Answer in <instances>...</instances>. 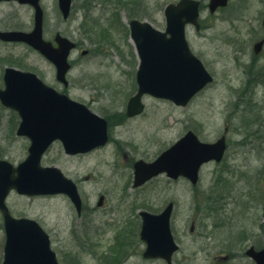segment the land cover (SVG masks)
I'll use <instances>...</instances> for the list:
<instances>
[{"label":"rangeland","instance_id":"rangeland-1","mask_svg":"<svg viewBox=\"0 0 264 264\" xmlns=\"http://www.w3.org/2000/svg\"><path fill=\"white\" fill-rule=\"evenodd\" d=\"M153 1L149 0L147 2L145 0L142 10L150 13L151 16L148 19L155 24H162L164 22L162 18L163 13L158 11L159 7L155 6ZM168 1L176 0H160L163 6ZM80 2L81 0H77L76 3L74 2L71 18L64 20L59 13L57 0H42L45 10V36L52 38V33L60 30L73 39H80L82 41V48L90 49L86 57L80 56V51H76L73 56V60L75 58L77 60H75V65L69 74V79L73 83L69 87L71 97L88 103L93 101L92 108L97 112H104L106 108L109 109V112L123 110L133 90L135 69L128 62L123 61L114 48L104 49L105 53L96 54L91 49L89 40L81 37L79 25L82 20L83 10L79 7ZM261 10V8L256 7L251 12L250 19L254 21V24H257ZM126 12H121L124 19L126 18ZM0 17V28L20 25L22 28L30 29L33 22V10L26 5L5 3L0 6ZM189 33L193 39L194 47L199 52L204 53L207 49L203 44L204 40L196 34L195 29H190ZM218 60L220 65L217 67L219 73L217 75V83L222 80L223 65L226 59L218 57ZM5 66L24 67L28 70L36 71L39 75L43 76V79L47 83L57 88L62 86L55 78L56 71L54 66L39 52L24 43H6L0 41V77ZM82 73L90 75L93 77L92 79L97 80V86H86V81L81 86L77 85L79 76ZM224 80L227 81H225L223 87L218 88L217 83H215L211 89L194 99L190 106L184 108L147 97L145 99V114L137 119L130 120L129 125L125 129L120 128L119 132L125 137L136 141H139L140 138L144 142L150 141L155 135L173 140L176 134L187 125V117L194 116L198 122L205 124L203 133L201 134L202 138L212 140L218 132L223 133L226 123L231 119V111L227 109V106L229 102L236 101L235 94L232 93V87L235 84L238 87L242 83V80L236 83L228 78H224ZM228 85L230 86L228 87ZM257 113L258 120L250 126V129L256 132L255 136L253 138L249 137L243 145L238 143L243 134L237 130L243 127V125L237 117H232L234 130L228 136L230 146L225 163L222 165L214 163L204 165L201 169V185L202 187H208L219 170L225 164H229L233 172L227 174L226 177L232 181L235 194L231 196L228 205L225 206V216L231 218L236 228L247 229L253 235L254 241L256 240L258 244L264 245V110H258ZM11 114L12 111L10 109L0 104V150L11 161L16 163L26 156L27 144L24 138H18L15 131L10 129ZM251 117H255V113ZM144 147L148 149L149 153H154L158 149L156 143L150 144L148 142V144H144ZM54 158H59V150L56 146L46 154V159L43 163L48 164L49 160ZM114 158L112 147H107L95 153L90 162L87 159H61L58 161L59 163H56L59 166L69 167V169H77L80 175H87L91 170L95 171L94 168H90V165L97 166L96 174L93 173L94 176L98 175L99 170L105 178V182L111 176L112 181L115 182L114 177L125 176L127 173L124 167L114 165ZM116 171L118 172L116 173ZM185 186V183H179L172 190L171 194L177 200L175 226L182 249L174 258H177L180 264H186L183 261L185 252L193 255L191 250L198 249L200 245L206 243V240L212 242L213 240L221 241L226 235L225 233H221V231H214L212 234L214 237L206 239L203 237L205 229L202 230L200 225L196 226L194 233L189 232V226L194 215L197 214L199 216V214L195 213L198 210L195 207V198L192 197V194ZM202 187H200V190ZM117 191L115 190L114 192ZM160 195H162V191L149 190L146 193H133L125 201L121 200L120 195L113 194V200L114 203L122 204L121 215H128L131 211L130 203L132 197L136 200V196H138L139 201H145L148 205L157 206L160 202L157 201L156 197ZM7 202L15 215L34 218L42 226L51 231L55 238L54 248L58 252L61 264H67L68 260H66L65 253L70 252V250L74 252V255H78L83 264H100L97 256L101 253H109V246L113 244V238L111 237L115 235L113 230L109 233V229L103 236L97 238L100 242L95 241L97 244L100 243L95 247L97 251L95 254L80 250L71 240L58 241V237L64 236V227L72 217V209L68 201L63 197H25L12 192ZM244 202H250L251 204L248 212L243 209ZM1 221L0 215V225ZM208 230L212 231L213 228L209 226ZM142 247L143 245L140 241L135 242L131 249H129V252L132 250L129 255L125 253L123 264H165L161 259L145 260L142 257ZM218 249L219 247L216 250ZM2 254L3 240L0 227V264L2 262ZM245 262L246 260H242L237 264H245ZM190 264H214V262L201 254L197 258H194Z\"/></svg>","mask_w":264,"mask_h":264},{"label":"water","instance_id":"water-1","mask_svg":"<svg viewBox=\"0 0 264 264\" xmlns=\"http://www.w3.org/2000/svg\"><path fill=\"white\" fill-rule=\"evenodd\" d=\"M31 3L35 9V27L31 32H0L5 40H23L39 49L58 68V78L65 80L69 68L68 55L75 43L57 35L58 47L43 39V11L39 0H18ZM226 4L227 0H214ZM71 0H59L65 17ZM167 38L148 22L134 19L130 22L141 64L137 72L138 92L129 102L128 113H138L143 108L141 96L151 93L168 97L179 104L189 98L209 80L201 62L188 49L184 27L187 22L198 25V2L181 0L165 9ZM5 89L0 88V99L6 106L17 109L22 117L19 134L31 137L32 145L25 161L14 168L6 161L0 162V208L6 220L7 241L3 264H59L50 248L48 235L37 221L13 217L4 203L11 188L21 193L45 194L67 192L78 201L75 186L57 167H44L41 157L47 146L56 138L62 140L67 152L88 150L107 139L106 120L91 112L85 105L59 94L44 84L36 74L7 68ZM225 138L216 143L201 142L195 134L188 133L152 163L136 164L135 185L161 172L177 177L185 175L194 183L198 180L201 164L210 159L220 160L225 150ZM17 173V174H16ZM171 205L161 214L143 212L142 238L147 242L146 257H163L171 264L177 245L170 230ZM248 253L258 264H264V248Z\"/></svg>","mask_w":264,"mask_h":264},{"label":"flooded vegetation","instance_id":"flooded-vegetation-1","mask_svg":"<svg viewBox=\"0 0 264 264\" xmlns=\"http://www.w3.org/2000/svg\"><path fill=\"white\" fill-rule=\"evenodd\" d=\"M202 2L204 6L202 18V40H204L203 44L207 49L204 53L199 51L196 53L201 57L207 69L215 77L219 74L217 71V67L220 65L218 57L226 59L223 65L224 72L221 82L217 83L218 80H216V82L214 81L212 84L208 85L204 92L211 89L215 83H217L218 88L223 87L225 81H227L224 80V78H228L235 83L242 80L240 86L237 87L236 84L233 86L234 88H239L237 93H243L246 96L250 95L253 99L256 96L260 97V94L264 95L263 81L257 83L249 82V79L264 80V28L262 22H259L250 29L249 25L245 22V20H247V15L249 14V8H264V0H229L228 4L232 6L231 8L237 7L243 9L236 13V17H233L232 11L229 13V10L224 8H219L218 11L216 10L211 13L208 9L210 0H202ZM263 15L264 11L262 12V16ZM235 21L236 23L240 21V25H235L233 23ZM218 22L225 23V26L221 31L217 24ZM189 41L191 48L194 50L193 40L189 39ZM229 86L230 85H228V87ZM106 115L108 116L109 130L111 129V132L114 131L115 134L117 129L124 125L128 120L123 112H116L110 115L109 111H107ZM120 136L121 135L116 134L117 139ZM120 144L124 149L119 148ZM55 145L62 149L60 141L53 142L51 147H54ZM112 146L113 156L115 158L122 156L124 164L128 168H133L135 161L142 157L136 144L131 141L123 142L115 140L113 141ZM97 151L98 149H93L89 152L79 153L72 156H66V154H63L64 157H62V159H87L90 162L92 156ZM90 168H94V170L97 171V166L94 167L93 165H90ZM63 171L76 183L81 198V204L80 208L77 209V205L71 201L68 195H58L68 201L72 209V214L75 212V216H72L70 224H67L64 227L65 234L63 238L61 236L58 237V241L62 242V240L65 239L71 240L75 245L90 244L94 239L95 232L105 231V227H109V233L114 230L116 233L114 235V240H116L119 232H125L126 229L129 228L131 223L128 221V216L121 215L122 204L114 203L113 194L120 195V197L123 196L122 200H125L127 198L124 197H126L127 194H130V192L136 193L138 191L147 190L146 188H151L153 182L163 179L165 185H156L155 189L156 191H162V193L168 195L172 193V190L178 183L177 180L158 177L148 181L141 187L133 188L130 176H127L123 182H113L111 176L108 177V181L105 182V178L99 173V171L97 176L93 175L95 171L92 170L87 175H80L79 170L69 169L68 167H64ZM118 179L122 178L119 177ZM210 189L212 188L208 187L205 192V198L207 199L210 195ZM115 190L118 191L114 192ZM155 210L160 211L161 208H156ZM175 213L176 212L174 211V215ZM133 227L136 228L135 225H133ZM247 244L246 241L241 242L240 240H226L218 243L206 242L200 245L197 250L203 253L205 257L209 259L211 258V261H213L214 264H237L242 260H246L245 264H255V262L245 254L248 246ZM218 247L219 249L216 250ZM179 252L180 250L177 254ZM191 253L193 254L194 250ZM184 255L183 260H188L189 256H192L187 252H185ZM70 263L76 264L73 260H70ZM175 263L179 264L177 258Z\"/></svg>","mask_w":264,"mask_h":264},{"label":"trees","instance_id":"trees-1","mask_svg":"<svg viewBox=\"0 0 264 264\" xmlns=\"http://www.w3.org/2000/svg\"><path fill=\"white\" fill-rule=\"evenodd\" d=\"M125 7L130 10V7H128L127 5H125ZM112 17H113V15L111 16V19H112ZM114 17H116V13L114 14ZM114 17H113V21H114ZM117 20H119V17L118 16H117ZM112 27H116V23ZM96 34H97V37L94 40V44L96 45V48L97 49L100 46L103 47L104 45H106L105 43H108L109 46H115V47L119 48V45L115 44L116 38L113 37V35L111 34V32H109V29L108 28H103L102 27L100 30H97L96 29Z\"/></svg>","mask_w":264,"mask_h":264}]
</instances>
